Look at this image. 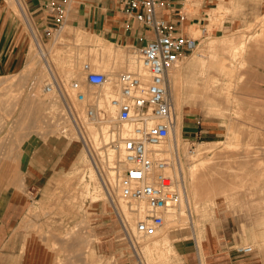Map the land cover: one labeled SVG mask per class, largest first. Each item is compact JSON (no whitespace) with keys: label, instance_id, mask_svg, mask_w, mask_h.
Wrapping results in <instances>:
<instances>
[{"label":"rangeland","instance_id":"obj_1","mask_svg":"<svg viewBox=\"0 0 264 264\" xmlns=\"http://www.w3.org/2000/svg\"><path fill=\"white\" fill-rule=\"evenodd\" d=\"M8 1L21 20L24 21L27 16L33 21L24 0ZM191 4L192 18L197 22L206 17L202 24L208 29V33L202 34L199 24L191 27L200 38V45L198 51L185 57L178 67L179 69L202 59L207 62L205 76L199 73L201 67L198 65L194 76L197 84L192 86L190 77L187 78V83H183L179 95L182 110L177 108L178 101L174 96L177 115L182 120L196 121L203 131L198 138L187 139L188 135L183 136L181 130L177 139L181 148V169L186 176L187 203L191 214L184 205L181 224L168 228L167 224L164 225V233L161 231L155 236L157 238H139L129 226L127 231L124 230L119 217L121 213L115 207V197L119 200V195L111 192L107 183L108 169H117L110 164L108 151L103 143L97 146L99 149L88 144L92 158L89 151H86L98 177L91 176V170L87 166L82 165L74 171L73 166L71 172L58 184L59 189L48 190L44 196L51 202L65 199V204L38 207L33 204L30 214L38 211L37 218L40 217V222L30 228L29 243L34 249H24L30 235L26 234L20 240V249L26 250L27 263L45 264L50 257L51 264H213V236L217 235L218 229L231 236L233 242L228 243L231 248L249 244L255 248L264 246V216L262 220L252 222L236 221L229 217L240 214L244 219L245 215L252 213L264 214V0H192ZM219 5L220 8L211 10ZM38 34H43L47 49L45 58L57 59V74L62 75L64 80L68 79L64 70V58L71 59L76 70H81L85 62L92 65L96 62L94 67L97 70L110 71V68L100 65L102 59L107 57L106 50L113 55L127 56L131 53V45L110 43L86 29L67 24L58 31L52 29L49 36L44 35L43 31ZM241 41L245 43V47H240ZM28 42L29 51L24 54L20 70L0 76V167L16 164L15 155L20 151L22 141L32 134L37 133L46 138L51 135L62 136L54 117L58 108L50 102L51 95L42 93V86L45 79L48 80L50 71L46 67L42 72L46 61L38 54L31 35ZM233 47H237L238 51L236 62L247 59L246 67L251 66V70H245L238 88L237 95L242 98L240 103H234L232 98L228 102L225 96L222 100L219 92L215 94L204 86L207 79L218 72L215 61L217 58H214L230 54ZM120 71L117 68L114 72ZM31 82H35V89H29ZM220 82L218 90L224 84L223 81ZM39 83H43L41 87ZM212 97L216 101H212ZM173 138H170V143ZM65 140L68 144L77 141V147L83 148L77 137L70 136ZM196 149H201L204 154L200 153L201 156L198 154V157L193 155ZM76 172L79 173L75 174ZM119 173L120 171L118 177ZM85 174L86 180L82 181ZM8 176L9 174H0V188L6 186ZM35 198L37 196L33 200ZM120 199L126 203L121 197ZM100 203H104L108 211V218L103 223L100 217L92 213L93 207ZM126 205L130 210V205ZM190 216L194 221H189ZM236 236H244L246 240L242 244H235ZM156 241L159 244L156 245ZM182 243H195L199 256L198 250H193L188 256L180 254L176 246ZM21 261V255L0 254V264H21Z\"/></svg>","mask_w":264,"mask_h":264},{"label":"built area","instance_id":"obj_2","mask_svg":"<svg viewBox=\"0 0 264 264\" xmlns=\"http://www.w3.org/2000/svg\"><path fill=\"white\" fill-rule=\"evenodd\" d=\"M93 1L115 3L130 21L151 29L153 38L143 46L130 47L135 65L131 70L107 73L85 62L82 79L74 78L67 83L51 70L42 89L51 95L50 102L58 108L54 117L62 137H77L91 158L93 154L85 137L88 125L105 126L107 133L113 135L104 147L106 151L112 145L120 148L122 168L117 189L130 205V211L138 215L136 234L147 239L157 236L164 228L166 217L188 202L179 144L169 147L170 135L177 125L170 72L197 50L200 38L191 27L199 24L202 34L208 33L207 26L202 24L206 17L197 22L193 18L192 22V0ZM69 4L70 0L49 1L55 27L46 29L44 35L65 26ZM30 32L36 48L42 50L43 34L37 35L32 28ZM89 87L107 88L108 92L89 98L84 91ZM33 88L31 82L29 89ZM187 209L191 214L189 206ZM122 226L127 231L123 219ZM254 249L250 244L237 248L242 254H250Z\"/></svg>","mask_w":264,"mask_h":264},{"label":"crops","instance_id":"obj_3","mask_svg":"<svg viewBox=\"0 0 264 264\" xmlns=\"http://www.w3.org/2000/svg\"><path fill=\"white\" fill-rule=\"evenodd\" d=\"M49 1L24 0L33 21L27 16L23 21L12 10L8 0H0V76L20 70L24 54L29 51L31 28L38 34L55 27L54 14L48 9ZM191 20L194 22L193 18ZM66 24L86 29L110 43L125 46H143L153 38L151 29L130 21L115 3L110 2L96 4L93 0H70ZM181 128L183 136L188 135H185L187 139L198 138L203 132L196 121L189 119L182 120ZM63 138L56 135L46 138L34 133L23 142L20 151L15 155L16 164L0 167V174H9L12 177L8 176L6 186L0 188V254L21 255V264H35L27 263L26 250L20 249L22 247L20 240L26 234H31L30 228L40 222V217L37 218L38 211L30 214L33 204L35 203V207L65 204V199L51 202L44 197L46 191L59 189L58 184L71 172L77 158V151L73 150L77 148V141L73 142V147L70 149L68 142H65L66 138ZM34 196H37L35 200H33ZM93 208L92 213L100 217L101 223L107 220L108 211L104 203L96 204ZM263 216L264 214L261 213H252L245 215L244 219L240 214H232L229 217H233L236 221L252 222L262 220ZM30 237L27 238L24 249L27 247L34 249L29 243ZM245 240L244 236H236L234 239L235 244H242ZM229 242H233L231 236L218 229L217 235L213 236L215 246L212 253L213 264H264L263 245L254 247V251L250 254H242L237 248L229 247ZM176 248L180 254L187 256L193 250H198L195 243L194 245L178 244ZM197 253L199 256V250ZM32 257L31 255L30 258ZM51 261L49 257L45 264H51Z\"/></svg>","mask_w":264,"mask_h":264},{"label":"bare ground","instance_id":"obj_4","mask_svg":"<svg viewBox=\"0 0 264 264\" xmlns=\"http://www.w3.org/2000/svg\"><path fill=\"white\" fill-rule=\"evenodd\" d=\"M197 1V0H196ZM20 2V0H19ZM18 2V3H19ZM20 5V4H19ZM223 7V6H221ZM220 8V5L219 7L217 8H211L212 11H215L216 9ZM26 9V8H25ZM68 26V25H67ZM258 34V33H257ZM257 34H254V35H257ZM261 35V34H260ZM247 36V35H246ZM77 37H80L79 35H77ZM252 37V36H250ZM255 37V36H254ZM259 37V36H258ZM95 38V37H94ZM205 38V37H204ZM225 38V37H224ZM247 38V37H246ZM257 38V37H256ZM223 39V38H222ZM215 40V39H214ZM246 40V39H245ZM250 40V39H249ZM217 43V42H216ZM226 43V42H225ZM214 45V44H213ZM245 47V43L244 42H240V47ZM211 47V45H210ZM209 47V48H210ZM234 49H231L230 50V54H223L222 56L220 57H215L214 60L216 61V65L218 67V72L213 75V77H211L210 79H207V83H205L204 86L206 87H209V89H211V91H213L215 94L216 93H220L218 94L219 96L221 95L222 97V100H223V96H225V98L228 100V102H230V99L232 98L233 99V102L236 103V102H239L242 98H240V96L237 95V92H238V88L240 87V83L242 82V77L243 75L245 74V70H251L250 67L251 66H248L246 67V62H247V59H244L243 62H236L237 61V47H233ZM214 49V48H213ZM46 45H42V50H40L38 47H37V51H38V54L42 57L45 58L46 56ZM211 50V49H210ZM247 50V49H246ZM108 53H107V57L106 59L103 58L100 63L101 66L103 67H106V68H110L108 70L110 71H105L107 73H112L115 71V69H119L121 71H125V70H131L134 68V64H133V56L126 53L127 56H124V55H113L112 53H110L109 50H106ZM198 51V50H197ZM214 51V50H213ZM246 53V51H245ZM204 54V53H203ZM247 54V53H246ZM253 54V53H252ZM241 55V54H240ZM207 56V55H206ZM57 57V56H55ZM212 57V56H211ZM210 57V58H211ZM243 58L245 57L244 55L242 56ZM207 58V57H205ZM204 58V59H205ZM241 58V57H240ZM213 59V58H212ZM55 60H57L55 58ZM53 58H50L49 60L45 58V61H46V64L42 66V72L46 69L47 67V70L49 71H54L55 73H58V66H57V62L55 61ZM210 60V59H209ZM242 60V59H241ZM64 70H65V74L67 75L68 79H65V80H69L67 81V83H69L72 79L74 78H78V79H82V75H81V70H76L75 68V64L73 63V61L71 59H68V58H64ZM182 63V62H181ZM209 63V62H208ZM97 64L96 62L94 63V65ZM180 65V64H179ZM200 65L201 67V70H200V74L201 76H205L206 74V67H207V62L205 60H199L197 62H194L192 64H188L187 66H184V67H181L178 69V67L174 68L171 72H170V77H171V82H172V87H173V96H175L176 100L178 101V109L182 110V107L180 106V89L182 88L183 86V83H187V78L190 77L191 80V84L193 86L194 83H196V79L194 78L195 76V70H196V67ZM210 65V64H209ZM215 65V64H214ZM181 66V65H180ZM113 68V69H112ZM44 69V70H43ZM190 74V75H189ZM189 75V76H187ZM62 78L63 76L60 75ZM184 76L186 78H184ZM193 77V78H192ZM207 78V77H206ZM64 79V78H63ZM209 80L210 83H209ZM227 80V81H226ZM42 82L44 80H41ZM46 81V79H45ZM220 81H223V86L221 87L220 90H218V86H219V83H221ZM35 83V82H34ZM44 83V82H43ZM42 83V84H43ZM40 84V87L42 86L41 83ZM197 84V83H196ZM179 87V88H178ZM35 89V88H34ZM40 90V88H39ZM108 89L105 88V89H100V90H94L92 88H84V91L86 92L87 96L89 98H91L94 94H97V95H101L103 92L104 93H107ZM38 91V90H37ZM40 92V91H39ZM195 92V91H194ZM44 94V92H42ZM224 93V95H223ZM36 97V96H35ZM43 97V96H42ZM212 101H214L216 98L215 97H212L211 98ZM216 101V100H215ZM232 102V103H233ZM222 103V102H221ZM231 103V104H232ZM240 103V102H239ZM51 104V103H50ZM235 105V104H234ZM239 105V104H237ZM48 106V105H46ZM50 107H53L52 105ZM239 108V107H237ZM55 109V108H54ZM57 109V108H56ZM220 109V108H219ZM50 110V109H49ZM56 111V110H54ZM58 111V109H57ZM56 111V112H57ZM237 111V110H236ZM51 112V111H50ZM233 112V111H232ZM241 112V111H240ZM34 115V114H33ZM44 115V114H42ZM182 116V115H181ZM43 120V119H42ZM47 120V119H46ZM181 120L182 118L177 115V125H176V128H175V131L172 132L173 134L170 135V137H174L172 143L169 145L170 148L172 147H175L178 145V137L180 136V133H181ZM38 121V120H37ZM44 121V120H43ZM53 121V120H52ZM33 122V121H31ZM41 122V121H40ZM233 123V122H232ZM57 125V124H56ZM230 126V125H229ZM53 127V126H52ZM232 127V126H231ZM230 128V127H229ZM233 128V127H232ZM60 129V128H58ZM21 130V129H20ZM42 130V129H41ZM36 132V131H35ZM50 132V131H49ZM235 135V134H234ZM176 136V138H175ZM239 136V135H238ZM238 136H235V137H238ZM85 137H86V140L89 144V146H93L94 149H97L98 145L100 144H105V142L107 140L109 141H112V137L113 135L112 134H108L107 133V130H106V127L105 126H95V124H90L88 125L87 127V132L85 134ZM79 140V139H78ZM236 141V140H235ZM23 143V141H22ZM73 142H70L68 144V146H70V149L73 147ZM4 145V144H3ZM22 145V144H21ZM180 145V144H179ZM231 145V144H230ZM204 146V145H203ZM202 146V147H203ZM229 146V145H228ZM227 146V147H228ZM232 146V145H231ZM238 146V145H237ZM13 147V146H12ZM226 147V146H225ZM239 147V146H238ZM248 147V146H247ZM250 147V146H249ZM253 147V146H252ZM231 148V147H230ZM233 148V147H232ZM237 148V147H236ZM13 149V148H12ZM99 149V148H98ZM181 149V148H180ZM235 149V146L234 148ZM75 152L77 151V158H76V161L74 163V169L73 171L79 167H81L82 165L83 166H87L90 170H91V173L90 175L91 176H94L95 178L98 177V174L96 173V169H94V166L92 164V161L90 160V156L88 155V152L86 151V149L83 147V148H74L73 149ZM208 150V149H207ZM214 150V149H213ZM13 151V150H12ZM11 151V152H12ZM108 160L110 162V164L114 165V169L116 168L117 170H110L108 169V173H107V183H108V186H109V190L111 188V192L117 194V196L119 195V200L117 197H115V201H117V206H115L116 208L119 209L120 213H121V220L123 219V221L126 223V226L128 227L129 226V229L130 230H133L134 233H136V229H135V221H136V218L138 217L137 214L131 212L130 210H128V205H126V203H124L121 199H120V194L118 193V189H117V181H118V171H120V169L122 168V165L120 164L119 162V158H120V148L118 145H112L110 148H108ZM206 151V150H205ZM204 151V152H205ZM23 152V151H22ZM13 153V152H12ZM12 153H10L12 155ZM204 154L201 152V149H196L193 151V155H198L201 156V154ZM207 153V151H206ZM14 154V153H13ZM214 154V153H213ZM11 157V156H10ZM198 157V156H197ZM203 157V156H202ZM7 158V157H5ZM4 158V160H5ZM194 158V157H193ZM211 158V157H210ZM197 159V158H196ZM200 159V158H199ZM3 160V161H4ZM20 161H21V158H20ZM205 162V161H204ZM209 162V161H208ZM207 162V163H208ZM14 163V162H13ZM201 163V162H200ZM203 163V161H202ZM205 163V164H207ZM204 165V164H203ZM19 167V166H18ZM17 168V167H16ZM87 168V169H88ZM197 168H195V171L198 172L196 170ZM18 170V169H17ZM82 171V170H80ZM195 172V173H196ZM79 172H76L75 174H77ZM23 174V173H22ZM26 174V173H25ZM194 174V172H193ZM12 175V174H11ZM19 176V175H18ZM4 177V176H3ZM11 177V176H9ZM12 178V177H11ZM94 179V178H93ZM82 181L86 180V174L82 176L81 178ZM94 181V180H93ZM13 182V181H12ZM23 182V181H22ZM192 182V181H191ZM25 183V182H24ZM98 183V182H97ZM88 184V183H87ZM99 184V183H98ZM81 185V184H79ZM85 186V185H83ZM97 187V186H96ZM85 188V187H84ZM95 188V186H94ZM115 188L117 189V191H115ZM83 189V188H82ZM192 189V188H190ZM87 190V189H86ZM188 191V190H187ZM97 192V191H96ZM193 192V191H192ZM88 193V192H87ZM101 193V192H100ZM99 193V194H100ZM189 193V192H188ZM93 195V194H92ZM91 195V196H92ZM101 195V194H100ZM90 196V194L88 195ZM98 196V195H97ZM87 197V196H85ZM190 197V196H189ZM101 198V197H100ZM94 199V198H93ZM110 200V199H109ZM190 200V199H189ZM113 201V200H112ZM111 201V203H112ZM82 205V204H81ZM187 207L188 208V204H187V201L184 202L181 206V209L175 213H172L170 215H168L166 217V222H165V225L167 224V228L170 227V226H176L177 223L179 224L181 221H182V217L183 216V208L184 207ZM114 207V206H113ZM186 208V209H187ZM185 211V210H184ZM185 215V214H184ZM120 217V215H119ZM189 221L192 222L194 221L192 219V217L190 216L189 218ZM181 224V223H180ZM188 224V223H187ZM74 231V230H73ZM170 231V230H169ZM162 232L164 233V231L162 230ZM162 233V234H163ZM30 234V233H28ZM202 235V233H201ZM29 236V235H28ZM31 236V235H30ZM69 236V235H68ZM155 237V236H154ZM150 238V237H149ZM157 238V237H155ZM197 239V238H196ZM159 244V242L156 241V245ZM169 250H172V248ZM78 252V251H77ZM87 256H85L86 258Z\"/></svg>","mask_w":264,"mask_h":264}]
</instances>
